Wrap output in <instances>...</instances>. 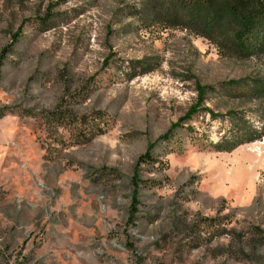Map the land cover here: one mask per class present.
<instances>
[{
  "label": "rangeland",
  "instance_id": "374dc122",
  "mask_svg": "<svg viewBox=\"0 0 264 264\" xmlns=\"http://www.w3.org/2000/svg\"><path fill=\"white\" fill-rule=\"evenodd\" d=\"M142 1L0 0V264H264V137L203 150L202 111L161 138L198 86L262 126L239 89L264 55L147 26Z\"/></svg>",
  "mask_w": 264,
  "mask_h": 264
},
{
  "label": "trees",
  "instance_id": "16d2710c",
  "mask_svg": "<svg viewBox=\"0 0 264 264\" xmlns=\"http://www.w3.org/2000/svg\"><path fill=\"white\" fill-rule=\"evenodd\" d=\"M135 10L147 26L187 30L207 39L226 55L241 58L264 55V0H143ZM5 50H12V46ZM1 61L0 58V66ZM212 88L209 85L198 86L196 103L161 138L169 139L177 128L185 127V123L204 111L211 120L221 119L223 123L218 140L209 139L207 142L202 141L204 133L193 125H187V131L196 133L203 150L232 152L242 145L261 140L264 137V108L259 109L258 116L263 120L262 126L257 125L254 117H248L238 109L219 113L209 107L201 108ZM239 90L240 96L251 101H264V80H257L253 85L243 84Z\"/></svg>",
  "mask_w": 264,
  "mask_h": 264
}]
</instances>
